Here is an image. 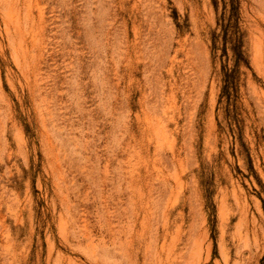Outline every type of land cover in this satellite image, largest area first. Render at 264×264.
Listing matches in <instances>:
<instances>
[{
    "label": "rangeland",
    "instance_id": "374dc122",
    "mask_svg": "<svg viewBox=\"0 0 264 264\" xmlns=\"http://www.w3.org/2000/svg\"><path fill=\"white\" fill-rule=\"evenodd\" d=\"M0 264H264V0H0Z\"/></svg>",
    "mask_w": 264,
    "mask_h": 264
}]
</instances>
